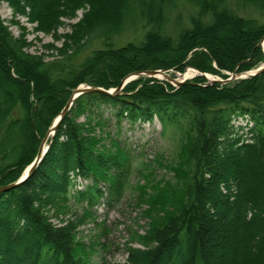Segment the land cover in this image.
<instances>
[{
    "label": "trees",
    "instance_id": "1",
    "mask_svg": "<svg viewBox=\"0 0 264 264\" xmlns=\"http://www.w3.org/2000/svg\"><path fill=\"white\" fill-rule=\"evenodd\" d=\"M35 23L43 33L84 11L73 34L54 48L58 59L44 61L23 50L0 17V187L15 183L33 162L40 140L80 85L115 89L132 73H245L264 61V0H236L239 16L226 0H0ZM181 2L195 14L188 24L169 25ZM113 4V3H112ZM254 12L257 16L246 15ZM136 16L139 41L114 44ZM230 33V34H229ZM218 34L222 35L219 39ZM97 42L101 48L82 53ZM114 110L117 122L157 120L162 133L180 132L174 199L143 237L149 246L129 248L127 264H252L264 259V72L225 85L203 77L178 88L139 77L119 94L78 97L60 121L33 173L0 193V264H87L74 239L76 222L53 226L45 208L86 205L84 217L108 188L117 197L128 179L131 150L107 135L102 145L89 118L100 107ZM86 116V123L76 117ZM88 116V118H87ZM234 118L245 121L235 128ZM77 180L89 181L83 191ZM262 187V188H261ZM142 197L143 193L139 194ZM153 197H150L152 199Z\"/></svg>",
    "mask_w": 264,
    "mask_h": 264
},
{
    "label": "rangeland",
    "instance_id": "2",
    "mask_svg": "<svg viewBox=\"0 0 264 264\" xmlns=\"http://www.w3.org/2000/svg\"><path fill=\"white\" fill-rule=\"evenodd\" d=\"M103 1L104 4H107L108 11H112V8L115 10V0ZM226 2V5L234 9L239 16L245 14L236 5V0H226ZM83 13L84 11L79 9L75 12L74 17L61 18V25L54 31L43 33L37 29L35 23H29L25 16L15 13L6 2H0V17L12 36L22 39L25 43L23 48L25 52L30 55L41 56L44 61L59 58L58 52L54 48L61 47L63 37L68 39L73 34L75 30L73 27L80 22ZM194 14L195 12L191 7L177 2L168 19L169 25L180 22L186 26L190 17L188 15ZM246 15L257 16L254 12H247ZM143 34L140 22H137L136 16L132 15L120 37L114 39L113 42L116 45L127 41H139ZM217 37L222 39L220 34ZM92 48L97 49L101 46L97 42L91 43V47L82 53V57ZM261 51L264 57L262 48ZM263 63L264 61L247 72L256 70ZM163 72L172 78L184 81V83L203 77L208 85L210 80H215L216 83L214 84L225 85L229 82L222 83V81L227 80L231 74L223 72V76H221L202 73L191 67H186L182 72L175 70ZM185 73H189L190 77L180 80V77ZM158 81L165 82L163 79ZM170 86L174 87L173 85ZM89 118L94 121L101 118L104 121L105 126L102 129L94 128V133L101 139L103 146L106 148L109 146L107 135L113 138L118 132L120 141L131 150L133 155L131 170L123 190L115 199V197L109 196L107 186L100 185L104 195L91 210L92 217H84L85 204H82V207L76 206L72 201L66 205L49 206L43 210L47 215V220L53 226H62L68 221L76 222L74 239L80 244L77 253L87 264H127L129 248H146V246L151 245L143 239L148 229L149 220H158L175 197H173L175 188L170 187L177 183L175 176L177 178L178 176L174 173L182 170L179 169L181 160L178 154L180 144L183 141H181L179 131L168 129L162 133L161 125L157 120L146 124H130L125 120L118 123L113 108L107 105L100 107L99 114L93 112ZM76 119L79 123H86V116H79ZM244 123L245 121L240 118H234L232 122L235 128ZM260 169L263 172V179L260 180V183L264 189V159H262ZM77 185V190L83 191L90 183L89 181L77 180ZM141 193L144 194L143 197L139 195ZM150 197L153 198L150 199ZM262 232L264 235V226ZM249 261L252 264H264L263 258Z\"/></svg>",
    "mask_w": 264,
    "mask_h": 264
},
{
    "label": "water",
    "instance_id": "3",
    "mask_svg": "<svg viewBox=\"0 0 264 264\" xmlns=\"http://www.w3.org/2000/svg\"><path fill=\"white\" fill-rule=\"evenodd\" d=\"M263 40H264V37L260 41V46H261V43ZM262 72H264V63L262 66H260L256 70L251 71V72H246V73H243L241 75L233 72L232 74H230V77L227 80L222 81V83L231 82V81L238 80V79H246L249 77L259 75ZM156 74L163 75V77H164L163 80L168 82L169 84L175 86V87H180L184 83V81H179V79H177V78H172V77L168 76L163 71L155 70V71H145V72H141V73H132V74L128 75L127 77H125L122 80L121 85L115 89L104 90L103 88H99V87H89L86 85H82L78 89L73 90L70 98L68 99V101L65 105V107L63 108L61 113L57 116V118L53 121L51 126L48 128L44 137L40 140L38 151L36 153V156H35L33 162L25 169V171L23 172L22 176L19 178L18 181H16L15 183H12L10 185L0 187V193H5L6 191L17 187L18 185L23 183L33 173V171L37 168V166L41 162L42 158L44 157V155H45V153L49 147V143H50L53 135L55 134L60 121L62 120V118L65 116L66 112L69 110L70 106L73 104V102L78 97H80L84 94H89V93H98V94H104V95H109V96H115V95L119 94L120 91L124 88V86L126 84H128L129 82L134 81L139 77L156 78L155 77ZM214 83H216L215 80L209 81V85H212Z\"/></svg>",
    "mask_w": 264,
    "mask_h": 264
},
{
    "label": "bare ground",
    "instance_id": "4",
    "mask_svg": "<svg viewBox=\"0 0 264 264\" xmlns=\"http://www.w3.org/2000/svg\"><path fill=\"white\" fill-rule=\"evenodd\" d=\"M261 47H262V49L264 50V40L262 41V43H261ZM155 77L156 78H154V79H164V77H163V75H161V74H156L155 75ZM190 77V75H189V73H185V74H183L181 77H180V80H182V79H188Z\"/></svg>",
    "mask_w": 264,
    "mask_h": 264
}]
</instances>
